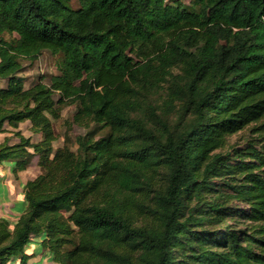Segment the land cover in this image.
I'll use <instances>...</instances> for the list:
<instances>
[{"label":"trees","instance_id":"trees-1","mask_svg":"<svg viewBox=\"0 0 264 264\" xmlns=\"http://www.w3.org/2000/svg\"><path fill=\"white\" fill-rule=\"evenodd\" d=\"M70 2L0 0V163L40 168L0 264H264V0ZM43 49L58 72L25 87Z\"/></svg>","mask_w":264,"mask_h":264},{"label":"rangeland","instance_id":"rangeland-1","mask_svg":"<svg viewBox=\"0 0 264 264\" xmlns=\"http://www.w3.org/2000/svg\"><path fill=\"white\" fill-rule=\"evenodd\" d=\"M183 3L188 4L191 0H181ZM70 4L73 7L78 6L76 0H71ZM60 58L59 53L52 52L48 49H43L41 53L38 55L36 59L33 61H29L28 59H22L23 69L18 73V76L23 79L24 86L27 87L37 81L40 77H42L43 81L49 82L50 76L52 74H56L58 72V60ZM4 84L3 80H0V85ZM56 98V95H55ZM75 112V106L71 104H66L62 107L60 111V117L53 121V128L57 135V139L53 142V147L56 148L62 145L65 137H69L71 141V147L73 149L76 148L74 143L75 136L79 133H83V127H80L74 123H72V116ZM23 131L31 136L33 141L37 140V136L35 133H31L29 129H26V126H22ZM96 134L98 137L102 133L103 130L99 128H95ZM64 137V138H63ZM252 133L248 130H242L241 132L234 134L230 137V141L233 143H237L239 145L243 144L246 139L251 138ZM16 140V138L11 141ZM40 172L39 166L36 164V158H32L31 163L26 168V171L23 172L24 179H31L36 176ZM26 250L29 248L26 247ZM54 264V263H51Z\"/></svg>","mask_w":264,"mask_h":264},{"label":"crops","instance_id":"crops-1","mask_svg":"<svg viewBox=\"0 0 264 264\" xmlns=\"http://www.w3.org/2000/svg\"><path fill=\"white\" fill-rule=\"evenodd\" d=\"M26 126L28 129L30 123L28 120L19 123L18 129L21 130L22 134L29 136L25 133L27 130H22V126ZM13 128L8 127L6 131L0 132V141L3 140L5 136H10L12 134ZM37 139H39L40 134H36ZM25 170L19 171L15 177L11 172L10 162L0 163V216L5 217L9 220L11 226L17 221L19 215L22 213L26 206V200L23 196L22 185L27 179L23 178V172ZM35 177V176H34ZM36 238L34 237L26 246L30 252L36 245ZM25 247V249H26ZM57 264L56 262L50 260L47 254L43 252L32 256L28 260V264Z\"/></svg>","mask_w":264,"mask_h":264}]
</instances>
